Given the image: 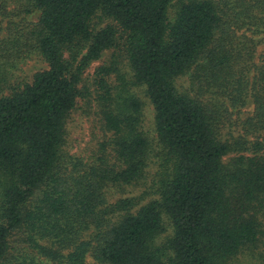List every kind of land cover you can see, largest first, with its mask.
<instances>
[{
	"label": "trees",
	"instance_id": "trees-1",
	"mask_svg": "<svg viewBox=\"0 0 264 264\" xmlns=\"http://www.w3.org/2000/svg\"><path fill=\"white\" fill-rule=\"evenodd\" d=\"M22 8L40 17L22 18L0 39V264H88L90 256L227 264L256 246L264 237V0H27ZM113 48L154 105L155 142L141 128L139 98L110 83L118 60L86 76ZM35 55L48 67L8 82V69ZM84 97L110 134L89 163L63 152ZM155 157L141 195L110 201L109 188L142 181Z\"/></svg>",
	"mask_w": 264,
	"mask_h": 264
},
{
	"label": "rangeland",
	"instance_id": "rangeland-1",
	"mask_svg": "<svg viewBox=\"0 0 264 264\" xmlns=\"http://www.w3.org/2000/svg\"><path fill=\"white\" fill-rule=\"evenodd\" d=\"M26 2L27 0H0V39L8 36L11 27H13L15 22L20 21L22 18L27 21L38 20L40 17V11L36 10L30 13L24 12L22 4ZM175 8V5L171 7L169 14L170 17L175 16L173 14ZM247 33L250 35L251 31H248ZM257 35L258 34H256L255 37ZM258 37H261L262 40L258 46L257 54H261L262 52L264 53V34L259 35ZM115 59L119 62L118 68L111 71L109 77L110 83L114 87V90L115 87L117 88V93H128L139 98L143 104L141 128L146 135L155 142L158 135L156 132L154 105L148 98L145 87L133 83L128 61L120 48H113L106 51L101 59L94 61L91 64L90 68L87 70L86 76H92L93 72L102 65H114L112 62ZM47 67V63L40 58V56H32L8 69V82L18 84L31 81L36 72L44 70ZM248 109L252 110L251 104ZM109 137L110 134L104 128L103 120L95 101H92L89 97L80 98L76 109L70 114L67 121L66 141L63 147L64 156L66 158L72 157L73 159H80L88 163L95 162L101 154L103 144L105 142L107 143ZM109 153V151L106 152V155L109 157L108 159L110 161L112 160L111 157H113V155H111V153L109 155ZM158 161L159 159L155 157L153 162L150 163L147 168L145 178L139 183L125 186L122 189L117 186L109 188L108 193L110 201L114 202L121 198L141 195L144 190V183L146 181L152 182L153 176H155L156 170L159 166ZM148 199L149 197L145 198L144 202ZM261 219L264 223V212L261 215ZM165 223L166 227L170 229V221L168 217H165ZM166 236L167 233H164L161 236V240ZM88 264L97 263L90 256L88 258ZM227 264H264V237L262 236L256 246L246 249L232 257Z\"/></svg>",
	"mask_w": 264,
	"mask_h": 264
}]
</instances>
